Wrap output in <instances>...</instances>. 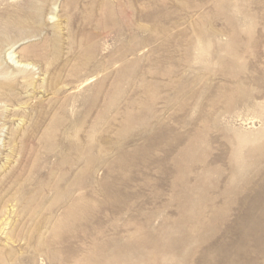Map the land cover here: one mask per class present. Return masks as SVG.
<instances>
[{
	"label": "rangeland",
	"instance_id": "rangeland-1",
	"mask_svg": "<svg viewBox=\"0 0 264 264\" xmlns=\"http://www.w3.org/2000/svg\"><path fill=\"white\" fill-rule=\"evenodd\" d=\"M0 264H264V0H0Z\"/></svg>",
	"mask_w": 264,
	"mask_h": 264
},
{
	"label": "bare ground",
	"instance_id": "bare-ground-1",
	"mask_svg": "<svg viewBox=\"0 0 264 264\" xmlns=\"http://www.w3.org/2000/svg\"><path fill=\"white\" fill-rule=\"evenodd\" d=\"M76 83V82H75ZM240 117V116H239Z\"/></svg>",
	"mask_w": 264,
	"mask_h": 264
}]
</instances>
